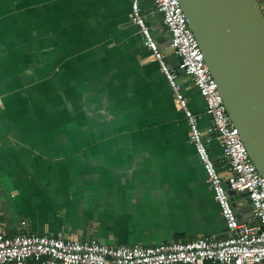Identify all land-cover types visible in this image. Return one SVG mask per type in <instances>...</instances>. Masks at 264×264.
Instances as JSON below:
<instances>
[{"label":"crops","instance_id":"obj_1","mask_svg":"<svg viewBox=\"0 0 264 264\" xmlns=\"http://www.w3.org/2000/svg\"><path fill=\"white\" fill-rule=\"evenodd\" d=\"M142 9L178 64L163 15ZM131 14L130 0H0V232L145 248L233 236ZM179 82L211 132L204 97ZM208 149L230 177L212 132ZM230 195L239 221L257 225L248 196Z\"/></svg>","mask_w":264,"mask_h":264},{"label":"built area","instance_id":"obj_2","mask_svg":"<svg viewBox=\"0 0 264 264\" xmlns=\"http://www.w3.org/2000/svg\"><path fill=\"white\" fill-rule=\"evenodd\" d=\"M130 1L132 22L139 28L145 47L159 62L169 81L176 107L188 121L191 143L233 236L226 240L200 238L145 248L107 246L97 240L68 241L29 233L7 236L0 232V264H264V177L254 164L239 129L231 120L219 85L189 27L180 0H153L171 36L169 56L178 58L177 67L169 65L167 55L148 25L142 12L144 0ZM180 73L192 80L206 101V113L212 120L211 132L218 137L230 164L231 176L227 179L218 172L209 152L211 132H204L200 128L198 116L191 111L179 82ZM231 192L248 196L257 225L239 221L231 201Z\"/></svg>","mask_w":264,"mask_h":264},{"label":"water","instance_id":"obj_3","mask_svg":"<svg viewBox=\"0 0 264 264\" xmlns=\"http://www.w3.org/2000/svg\"><path fill=\"white\" fill-rule=\"evenodd\" d=\"M231 120L264 177V14L258 0H180Z\"/></svg>","mask_w":264,"mask_h":264},{"label":"trees","instance_id":"obj_4","mask_svg":"<svg viewBox=\"0 0 264 264\" xmlns=\"http://www.w3.org/2000/svg\"><path fill=\"white\" fill-rule=\"evenodd\" d=\"M149 2H150V3L152 2V4L154 5L153 0H149ZM154 7H155V6H154ZM142 12H143V9H142ZM143 14H144V12H143ZM148 25H149V23H148ZM157 41H158V40H157ZM158 43H159V41H158ZM159 44H160V43H159ZM172 58H175V56H172ZM166 60H167V62L169 63V65H171L169 61H172V63H173V64H172V67H177V66H178L177 62H176V64L174 63L176 59H175V60H168V58H166ZM174 64H175L176 66H175ZM173 65H174V66H173Z\"/></svg>","mask_w":264,"mask_h":264}]
</instances>
